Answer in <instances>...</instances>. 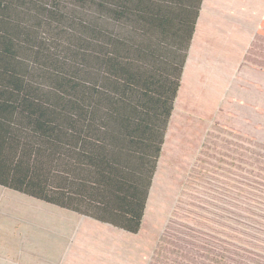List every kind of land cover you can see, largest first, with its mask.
Returning a JSON list of instances; mask_svg holds the SVG:
<instances>
[{"label": "trees", "instance_id": "16d2710c", "mask_svg": "<svg viewBox=\"0 0 264 264\" xmlns=\"http://www.w3.org/2000/svg\"><path fill=\"white\" fill-rule=\"evenodd\" d=\"M202 3L0 0V187L138 234Z\"/></svg>", "mask_w": 264, "mask_h": 264}, {"label": "rangeland", "instance_id": "374dc122", "mask_svg": "<svg viewBox=\"0 0 264 264\" xmlns=\"http://www.w3.org/2000/svg\"><path fill=\"white\" fill-rule=\"evenodd\" d=\"M214 7L197 22L140 231L107 264H264V37L234 48ZM34 200L0 187V264H24L5 254L14 226L57 217ZM68 239L47 241L62 251L47 264H70Z\"/></svg>", "mask_w": 264, "mask_h": 264}, {"label": "crops", "instance_id": "0c3cea01", "mask_svg": "<svg viewBox=\"0 0 264 264\" xmlns=\"http://www.w3.org/2000/svg\"><path fill=\"white\" fill-rule=\"evenodd\" d=\"M209 3L215 5V11L221 14L223 27L227 30V36L231 38L228 42L232 40L236 42V46L232 45L234 48L238 45L239 47L243 46L242 39H244L246 33H252V35L257 33L264 17V0H209ZM205 4H208V0H203L199 18ZM34 201L52 206L43 203V201ZM15 206L16 203L12 205L13 209H16ZM54 207L57 208V211H55L56 218L36 217L34 220L37 222L33 225L29 223L30 221L28 223L24 222L17 231L15 226L9 231L6 237L5 254L15 260L7 261L12 263L21 261L24 264H47L46 259L58 258L62 253L57 247H52V244L46 245L47 241L62 244L69 238L71 245L70 264H89V261L92 264H107L110 261L108 252L110 245L114 250L112 260L117 262L120 246L121 250L125 248L126 232L72 211L59 209L57 206ZM65 218H68L69 222H65ZM49 229L55 230L56 239L53 235L51 236L50 232L52 231L48 232ZM122 232L124 236L121 238L120 234Z\"/></svg>", "mask_w": 264, "mask_h": 264}]
</instances>
